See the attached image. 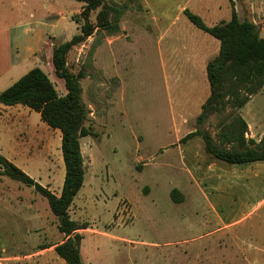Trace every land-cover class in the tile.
<instances>
[{
  "label": "rangeland",
  "instance_id": "374dc122",
  "mask_svg": "<svg viewBox=\"0 0 264 264\" xmlns=\"http://www.w3.org/2000/svg\"><path fill=\"white\" fill-rule=\"evenodd\" d=\"M204 1L212 9L220 5L221 15L230 16L229 0ZM259 1L243 4L256 7ZM106 2L124 9L120 30L109 34L96 28L67 56L70 70L84 73L82 95L90 109L85 124L92 132L81 137L85 180L69 209L73 219L90 225L83 236L87 248L83 261L264 262V205L245 216L248 205L231 195L225 204L232 217L242 219L229 230H217L208 218L216 197L210 189L209 166L230 163L209 152L201 134L187 136L196 129L208 130L216 142L228 147L229 140L221 141L219 133L227 131L225 124L239 123L233 109L213 114L202 124L197 120L210 94L206 65L220 46L184 13L188 8L208 25L215 24L199 13L205 7L203 0ZM83 5L78 0H0V29L9 27L13 35L24 38L38 26L39 18L50 21L58 15L57 40L62 42L80 32ZM99 9L90 15L93 23ZM256 19H263L259 25L264 32V16ZM42 66L62 94L64 80L50 62ZM256 105H264V86L248 102L249 107ZM2 107L9 106L0 102V152L60 194L65 177L60 129L26 105L7 111ZM58 224L59 217L44 195L0 175V264H43L42 259L26 262L23 257L43 241H60L64 234ZM39 225L46 226L45 232L28 230ZM56 255L59 261L48 256V264H68Z\"/></svg>",
  "mask_w": 264,
  "mask_h": 264
},
{
  "label": "trees",
  "instance_id": "16d2710c",
  "mask_svg": "<svg viewBox=\"0 0 264 264\" xmlns=\"http://www.w3.org/2000/svg\"><path fill=\"white\" fill-rule=\"evenodd\" d=\"M78 1L84 3L80 13L83 18L80 32L55 44L52 51L54 72L64 80L67 92L60 94L49 74L40 66L31 68L12 85L0 91V102L26 105L38 111L48 125L60 129L62 133L65 177L60 194L37 181L1 152L0 175H8L31 185L47 198L52 212L59 217V230L67 236L55 249L68 264H83L80 251L83 235L79 229L88 227L89 223L73 219L69 209L85 180L81 137L92 132L85 124L90 109L82 95L81 78L84 73L71 71L67 56L74 45L86 40L96 28L106 30L109 34L117 33L120 30L119 16L124 10L106 0ZM97 9V22L93 23L90 15ZM184 13L197 27L220 42L218 53L206 65L210 94L202 104L198 123L202 124L211 115L226 109H233L236 113L232 116L239 121L225 124L227 131L219 133L221 141L225 138L229 140L227 142L231 146L228 147L216 142L208 130L196 129L187 136L201 134L206 149L230 164L264 161V136L260 141L247 139L245 133L248 124L239 112L251 96L264 86V36L261 35V26L249 18L241 19L234 9L229 20L213 25H208L199 14L188 8H185Z\"/></svg>",
  "mask_w": 264,
  "mask_h": 264
},
{
  "label": "crops",
  "instance_id": "0c3cea01",
  "mask_svg": "<svg viewBox=\"0 0 264 264\" xmlns=\"http://www.w3.org/2000/svg\"><path fill=\"white\" fill-rule=\"evenodd\" d=\"M203 2L205 7L202 12L200 11L199 13L202 14V16L207 15L210 17L215 24L229 20L232 16L233 9L236 10L241 19L246 18L247 14L249 19L256 23H260L263 20L256 19V17L261 18L262 15L264 16V0H260L256 7L243 4L246 0H229L226 9L230 16L221 15L222 10L220 9L222 7L220 5L212 9L204 0ZM45 4V7L48 8V3ZM59 20L60 17H58V15L50 21L44 17L39 18L38 26L30 35L24 38L13 35L9 27L0 29V91L12 85L31 68L42 65L46 67L49 62L52 65L53 47L55 44L59 43L57 40V29L60 27ZM66 92L67 90L64 88L62 94ZM248 102L239 110L248 124V130L245 136L247 139L251 138L255 141H260L264 136V105L249 107ZM19 105L20 104L6 105L9 107L2 108L7 111L9 108L17 109ZM1 147L2 146H0V151H2ZM209 173L210 189L216 194V197L214 200L215 202H211V216H208V218L215 221L217 230H229L235 222L242 219L232 217V210L226 205L231 195L239 198V204L248 205V214L245 216L255 212L264 205V161L259 160L249 163L225 165L215 163L209 166ZM230 189H235V192L232 193ZM253 197L254 200H251ZM218 205H224L221 211L218 210ZM36 218H38V215ZM46 229V226L39 225L30 227L28 230L45 232ZM88 229H90V225L89 227L79 229V232L84 236V232ZM62 234L64 233L62 232ZM103 234L110 238L114 236L106 231H104ZM63 236L64 237L60 238V241H43L37 246L34 252L25 255L23 258L27 260L26 262L35 258H38V261L42 259L43 264H48V256L59 261L55 246L67 238L65 234ZM80 251L82 260H84L83 251L87 253V248L84 245V237L81 241ZM247 261L249 262L250 260ZM253 264H264V262L255 260Z\"/></svg>",
  "mask_w": 264,
  "mask_h": 264
},
{
  "label": "water",
  "instance_id": "95a60500",
  "mask_svg": "<svg viewBox=\"0 0 264 264\" xmlns=\"http://www.w3.org/2000/svg\"><path fill=\"white\" fill-rule=\"evenodd\" d=\"M261 35L264 36V32L263 31H261Z\"/></svg>",
  "mask_w": 264,
  "mask_h": 264
}]
</instances>
